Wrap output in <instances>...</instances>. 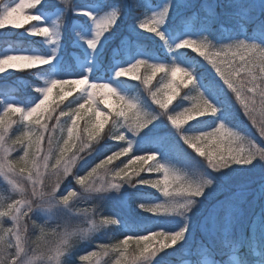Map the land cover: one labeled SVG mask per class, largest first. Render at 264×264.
<instances>
[{
    "label": "snow or ice",
    "instance_id": "6c2138e0",
    "mask_svg": "<svg viewBox=\"0 0 264 264\" xmlns=\"http://www.w3.org/2000/svg\"><path fill=\"white\" fill-rule=\"evenodd\" d=\"M9 28L41 39L0 80L42 83L0 90V264H264V0H0Z\"/></svg>",
    "mask_w": 264,
    "mask_h": 264
},
{
    "label": "trees",
    "instance_id": "16d2710c",
    "mask_svg": "<svg viewBox=\"0 0 264 264\" xmlns=\"http://www.w3.org/2000/svg\"><path fill=\"white\" fill-rule=\"evenodd\" d=\"M124 27L125 26H122V31H123ZM5 31L9 32L10 35H9V37L6 38L7 43L5 42L4 39H0V51H2L5 47H8L9 43H11V44L20 43L24 46H29L31 41L38 40L37 38H28L24 35H21L20 30H12L9 28V29H6ZM71 40H72L71 35L66 34V38L64 40V42L66 44L65 45L66 51H69V49H70V46L72 43ZM145 43L147 45H152L153 42H152V40H147V41H145ZM32 46H36V45H32ZM37 47H40L41 50H43V46H37ZM192 55H195V54H192ZM22 78L33 79L34 76H30L27 71L15 73L14 75L11 76V78L8 81L0 80V90H3V88H7L12 92V94L14 96L18 97L19 99H26L30 96L35 95L34 91H31L30 88H28L27 86H24V84L21 82ZM158 78L159 77H157V79ZM128 83L134 84L136 82L135 81H128ZM181 95H183V92H181ZM70 100H71V98H67L65 101L62 102L61 106L66 105L67 103L70 102ZM240 119L243 121V124L245 125L244 130L249 134V136L254 138L258 144L264 145V138H261L259 136L258 130L254 126L251 125L250 121H248L247 118L243 117V116H241ZM188 151L191 152L192 150L188 149ZM121 159H123V158H121ZM124 159H126V158H124ZM116 163H119V161H117ZM129 191H132V190L130 189ZM144 191L149 192V193L154 192V190H151V189H144ZM3 195H4L3 185L0 184V196H3ZM114 207H115L114 201H108L105 203L106 210H109V211L113 210ZM116 210L125 211L123 209H116ZM257 211H258V209H257ZM133 215H134V217H138L139 213H134ZM144 215H146V214H144ZM114 235H118V233L114 232L113 230L105 229V230H102L101 232L97 233L95 235L94 239L96 241H99V242H107ZM92 246L93 245H91V244L81 243L80 245L77 246V248L79 251H83L84 249L90 248ZM182 258L184 259V258H191V257L183 256V255H177L176 257H172L169 259L172 260L173 264H179L182 261ZM105 259H108V258L106 257Z\"/></svg>",
    "mask_w": 264,
    "mask_h": 264
},
{
    "label": "rangeland",
    "instance_id": "374dc122",
    "mask_svg": "<svg viewBox=\"0 0 264 264\" xmlns=\"http://www.w3.org/2000/svg\"><path fill=\"white\" fill-rule=\"evenodd\" d=\"M57 2H59V0H57ZM32 23H35V22H32ZM71 25V21H69V26ZM30 26V24H25V27H29ZM11 29V28H10ZM12 30H20L21 31V33H23L24 32V28H21V29H12ZM144 36H148V37H150V36H152V34H149V33H145L144 34ZM28 38H30V37H28ZM32 38H37V39H41V38H38V37H32ZM63 43H64V48L62 49V51H61V55L64 57V59L69 63V64H71L72 65V67H73V69H75V66H76V60H77V58L78 57H80V50L78 49V48H75L73 45H72V47H73V49H72V51L70 52V54H71V56H70V58L72 59H70L69 57H68V54L69 53H67V51H66V49H65V42L63 41ZM44 50V49H43ZM159 79V78H158ZM21 82L24 84V86H27L28 88H30V90L31 91H33V89H34V86H36V85H39V84H41L42 83V81H39V80H37L35 77L33 78V79H28V78H22L21 79ZM78 95V94H77ZM16 97V96H15ZM16 98H18V97H16ZM68 98H71V100L72 99H74V96H71V97H68ZM19 99V98H18ZM67 99V98H66ZM70 100V101H71ZM179 102V98H177V100L176 101H174V103H173V105H172V107H174L175 106V104L176 103H178ZM123 159H124V157H122ZM134 206V205H133ZM186 260H188V259H186ZM180 264H182V262L180 263Z\"/></svg>",
    "mask_w": 264,
    "mask_h": 264
}]
</instances>
